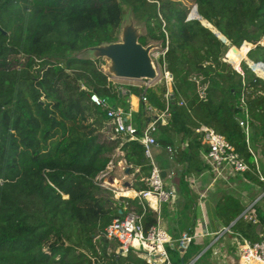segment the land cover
I'll list each match as a JSON object with an SVG mask.
<instances>
[{
  "label": "trees",
  "instance_id": "trees-1",
  "mask_svg": "<svg viewBox=\"0 0 264 264\" xmlns=\"http://www.w3.org/2000/svg\"><path fill=\"white\" fill-rule=\"evenodd\" d=\"M126 9L144 23L141 45L166 47L158 64L171 77L170 116L157 126L156 145L174 150L165 158L175 165L172 216L168 202L156 213L137 198H114L95 179L116 150L132 174L131 190L146 189L151 168L139 142L111 139L105 110L88 100L96 93L128 108L100 70L101 61L73 56L115 41ZM262 38L264 0H0V264H146L140 251L121 253L103 234L112 219L130 211L141 216L144 229L165 221L174 241L182 233L193 235L198 196L188 179L210 171L200 158L206 148L194 131L199 125L222 135L249 168L230 178L245 197L222 192L215 220L229 227L231 238L257 241V226L239 215L247 200L262 194L253 209L264 223V180L253 162L264 176V47L257 44ZM245 42L255 46L240 63V75L222 56ZM124 88L126 97L139 99L132 125L140 136L147 121L141 94L163 110L166 87L163 82ZM245 115L247 137L238 125ZM209 242L192 238L184 250L176 244L165 249L171 264L196 256L192 264H213L212 245L205 249Z\"/></svg>",
  "mask_w": 264,
  "mask_h": 264
},
{
  "label": "built area",
  "instance_id": "built-area-1",
  "mask_svg": "<svg viewBox=\"0 0 264 264\" xmlns=\"http://www.w3.org/2000/svg\"><path fill=\"white\" fill-rule=\"evenodd\" d=\"M165 51L166 47L161 48L154 56L156 57L157 64L158 59L163 56ZM226 52L222 56V61L227 63L235 72L241 75L240 63L244 61H241L238 67L235 68L226 60ZM151 55L150 52V58ZM159 67L163 71V82L166 87V91L162 95L165 107L163 110H157L147 102L144 97V92L141 94L140 102L143 112L147 117V121L140 136L136 135V130L132 125V110L129 107L127 109L119 106L110 107L106 104L105 100L101 99L96 93H90L88 95L90 103L105 110L106 117L110 120L111 124V139L119 137L122 140L137 141L142 145L144 155L149 159L151 168L148 177L144 179L146 189L141 191L130 189L133 193L131 198L139 199L145 206L156 213H158L161 203L172 202L175 198L173 187L165 183L166 178H169L171 174L167 175L165 172V176L161 177L160 172L162 170L155 166L150 160V149L156 145L157 126L158 124H165L170 116L168 103L171 91V77L164 71L163 67L160 65ZM108 80L112 82L115 91H117L119 95L124 97L127 96L128 91L123 85L114 83L110 77H108ZM149 87L153 86L146 85L144 89ZM238 125L242 128L245 137H247L248 123L246 115L243 119L238 120ZM194 131L200 136L201 144L206 148V151L202 155L203 161L210 167V170L216 176H221L223 169L229 170L233 175L242 174L249 170L245 162L237 156L233 147L222 135L205 125H199ZM166 152L168 153L169 159H171L174 150L171 147H167ZM253 162L255 174L258 175L260 180H264V176L261 175V170L255 158H253ZM108 165H110V163ZM105 176L106 173L103 172L95 179L100 182L99 185L101 187L109 189L107 183L102 180ZM255 202L256 200L247 204L239 217H243L259 228L257 231L258 240L251 242L240 235H234L232 237V242L235 246V264H264V223H260L254 215L253 204ZM224 233L231 234L229 227H222L214 234H216L217 239ZM103 234L105 239L116 244L117 250L121 253H125L128 249L140 251L146 264H171L165 247L169 246L172 248L176 244V248L184 250L193 238L192 235L184 233L177 240H172L169 234L160 226L158 220L155 225L144 229L141 223V216L134 211L128 212L123 218L112 219L104 228ZM197 257L198 256L194 257L187 264H192Z\"/></svg>",
  "mask_w": 264,
  "mask_h": 264
},
{
  "label": "water",
  "instance_id": "water-1",
  "mask_svg": "<svg viewBox=\"0 0 264 264\" xmlns=\"http://www.w3.org/2000/svg\"><path fill=\"white\" fill-rule=\"evenodd\" d=\"M207 29L221 40L212 30L209 28ZM144 35V23L138 21L134 22L132 12L128 9L126 13L122 14L119 31L115 41L109 43L104 42L96 46L81 49L73 53V56L83 60H100V70L104 75L113 79L153 81L157 77V71L149 54L153 49L158 48L160 43L149 42L145 45H141L138 39ZM247 44L252 48L255 46L250 43ZM257 44L264 47V38ZM225 45L227 46V44ZM124 173H128V168L124 170ZM160 175L164 177L165 172L162 170ZM131 184V181L123 182V187L126 190H130ZM107 185L113 187L111 182H108ZM232 223L229 226H231Z\"/></svg>",
  "mask_w": 264,
  "mask_h": 264
},
{
  "label": "crops",
  "instance_id": "crops-1",
  "mask_svg": "<svg viewBox=\"0 0 264 264\" xmlns=\"http://www.w3.org/2000/svg\"><path fill=\"white\" fill-rule=\"evenodd\" d=\"M124 102L132 110V113L136 112L137 107H138V99L136 97L131 96V95L128 97H125ZM119 107H121V106H119ZM184 146H185L184 143L180 144V148H183ZM121 155H122L121 152H119L118 150L115 151L111 162H109L110 165H108L106 167V170L104 172V173H106V175L111 170H113V171L115 170V172H116V170H119V169H121L123 171L124 175L128 174V173L127 174L124 173V170L126 169L127 166L125 165V162L121 159ZM167 155H168V153L166 152V150H162L158 145H155V146L151 147V149H150V156H151L150 160H151V162L155 166H157L160 170H163L164 172H166L167 175L171 174V176H172V174L174 172L173 168L175 167V165L172 164V162L169 160H168L169 162L165 161V158ZM202 155H203V152L200 153L201 160H203ZM165 163H167V167L162 169L161 167ZM135 171H136V169H134V172ZM171 176L169 178H166L165 183L170 185L171 187H173L174 185H172V183L170 182ZM234 176L235 175L231 174L229 172V170L223 169L222 174L219 177L216 176L210 170V171H204L201 174L192 176L188 179L191 189L198 196V201H197L198 217L196 219V223H195L194 230H193L194 232L192 235L193 240H195L196 243H202L205 241H210V236L222 228L214 218L215 202L219 198V196L221 195L222 192H228V190H230V191H234V192L240 194L241 196L245 197L244 196L245 193L242 191V187L241 186L237 187V185L235 186L232 183V179H230V178H232ZM129 181L132 182V177L130 178ZM220 183H222L221 186H222V188H224V190L221 189L220 187H218ZM230 184H232L233 187L230 186ZM227 187H228V189L226 190L225 188H227ZM261 195H258L255 199L258 200L261 197ZM173 201L168 202V206L170 209L169 210L170 211L169 216L173 215V211H172L173 210L172 209ZM260 206H261V209L264 213V200L263 201L261 200ZM158 213H159V211H158ZM158 223L166 231L165 221L159 219ZM258 230H259V228L257 227L256 232ZM182 234H184V233H182ZM231 240H232V238H231ZM212 244L213 243H211V241H210L209 244L205 247V249ZM232 245H233L234 250H235L234 243H232ZM214 249H215V246L212 245L213 252H214Z\"/></svg>",
  "mask_w": 264,
  "mask_h": 264
},
{
  "label": "rangeland",
  "instance_id": "rangeland-1",
  "mask_svg": "<svg viewBox=\"0 0 264 264\" xmlns=\"http://www.w3.org/2000/svg\"><path fill=\"white\" fill-rule=\"evenodd\" d=\"M127 11H128V9L124 10V13H126ZM133 21L137 22L134 19H133ZM151 43H157V42H151ZM248 48H252V47H250L248 44ZM160 50H161V48L159 46L158 48H155L151 51L152 62H153L154 67L157 71V77L153 81H147V80L132 81V80H123V79L111 78L112 81L114 83H117V84L123 85V86H142V87H144L146 85H150V86H153V88L158 86L159 84L163 83V71L159 67V65L157 64V60L155 59L156 57H154L156 55V53L159 52ZM230 53L231 52L229 49L228 52L226 53V57ZM244 58H245V56L242 58V60ZM249 66H250V68H252V64H250ZM100 67H101V64H100ZM255 74H256V76L261 77L259 74H257V73H255ZM105 102L110 107L117 106V105L122 107V105H123L122 104L123 102L120 103L118 101H115L112 98H107L105 100ZM261 169L264 170V167H261ZM131 177H132L131 174L124 175L123 171L121 169H119V170H116V172H115V170L114 171L111 170L109 173H107V175L104 178H102V180H104L105 183H107V184H108V182H111L113 187L109 186V189L112 190L114 198H117L119 196L131 198L129 196L121 195V193L124 192V190H125V188L123 187V182L129 181ZM233 183H235V182H233ZM221 185H222V183H220L218 187H220L221 189L224 190V188H222ZM230 186L233 187L232 184H230ZM225 189L227 190L228 187ZM228 191L230 192V190H228ZM249 203H250V200H247L246 205ZM215 239H216V234H212L210 236V241H211V243H213L212 245L215 246L214 252L212 250V254H211L212 263L213 264H235L236 263V256H235V252H234L235 250L232 248L233 246H232V242H231L232 240H231L230 236L227 233H224V234L220 235V237L217 241Z\"/></svg>",
  "mask_w": 264,
  "mask_h": 264
},
{
  "label": "bare ground",
  "instance_id": "bare-ground-1",
  "mask_svg": "<svg viewBox=\"0 0 264 264\" xmlns=\"http://www.w3.org/2000/svg\"><path fill=\"white\" fill-rule=\"evenodd\" d=\"M247 44V43H245ZM248 45V44H247ZM248 46L246 47H240L239 49L236 48H230V54L226 57V60L235 68L238 67V64L242 60V58L245 56ZM121 195L132 197L133 193L130 190H124V192L121 193Z\"/></svg>",
  "mask_w": 264,
  "mask_h": 264
}]
</instances>
